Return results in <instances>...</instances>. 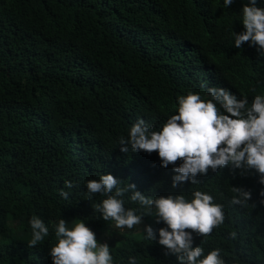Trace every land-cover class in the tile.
<instances>
[{
  "label": "trees",
  "instance_id": "16d2710c",
  "mask_svg": "<svg viewBox=\"0 0 264 264\" xmlns=\"http://www.w3.org/2000/svg\"><path fill=\"white\" fill-rule=\"evenodd\" d=\"M248 0H0V264H52L60 219L71 230L84 222L99 243L103 221L86 184L111 174L149 198L201 191L223 205L225 219L207 237L193 233L204 255L219 249L224 264H264V205L259 174L232 165L172 187L173 167L158 153L120 151L139 119L159 131L178 115L190 92L208 100L224 88L251 106L264 95V56L248 43L235 48ZM264 8V0H257ZM65 181L76 187L65 188ZM233 187L250 190L247 207L233 205ZM69 191L67 200L60 191ZM115 191V190H114ZM123 196L125 208L145 213L157 239L138 233L107 241L113 264H178L158 244L147 209ZM256 204V207L252 205ZM41 218L49 235L35 247L29 224ZM9 223L14 224L11 228ZM233 234H235L233 236ZM203 241V242H202Z\"/></svg>",
  "mask_w": 264,
  "mask_h": 264
},
{
  "label": "clouds",
  "instance_id": "9594fccd",
  "mask_svg": "<svg viewBox=\"0 0 264 264\" xmlns=\"http://www.w3.org/2000/svg\"><path fill=\"white\" fill-rule=\"evenodd\" d=\"M223 3L224 7H231L234 0ZM256 5L257 0H248L242 7L244 31L234 33V46L240 49L248 43L264 56V8ZM208 94V100L191 92L180 96L178 115L171 116L159 131L139 119L130 127L128 137L119 139L120 151L127 153L130 146L132 152H156L163 168L182 161L180 166L173 167L177 173L172 177L173 188L185 182L196 184L199 182L196 178L206 176L209 169L216 172L229 164L233 169H241V175L254 170L259 174V183L264 185V95H256L248 107L247 98L237 99L224 88H208ZM119 184L120 180L111 174L86 184L90 196L99 193L106 197L95 205L103 221L111 220L117 229L129 230L142 224L145 213L137 215V209L124 206L123 196L131 191L132 202L147 209L148 216L154 210L155 222L167 226L158 231V244L166 249V256H175L178 264H224L219 249L204 255L202 247H193V233L207 237L225 219L223 205L215 203L211 195L195 191L190 202L183 194L149 198L137 191L135 184L128 183L126 187ZM74 187L73 182L65 181V188ZM232 191L235 195L231 203L247 207L252 200L251 191L241 187H233ZM59 194L67 200L70 192L61 190ZM259 195L262 197L259 203L264 205V190ZM29 224L32 232L29 247H35L49 235V228L37 216H32ZM143 231L145 239H157L151 226ZM55 236L58 243L48 253L52 264H113L109 245L99 243L95 232L82 221L70 230L67 221L60 219ZM129 264H135V257L129 258Z\"/></svg>",
  "mask_w": 264,
  "mask_h": 264
},
{
  "label": "rangeland",
  "instance_id": "374dc122",
  "mask_svg": "<svg viewBox=\"0 0 264 264\" xmlns=\"http://www.w3.org/2000/svg\"><path fill=\"white\" fill-rule=\"evenodd\" d=\"M9 225L11 228L15 227L14 224H12V223H9ZM143 226H144V223L142 222L141 225H137L133 229L129 230L127 228L117 229L115 227V224H113L109 230L108 235H107L108 240H102L101 243H107V241H118V240H120L121 236L129 235L131 233H133V234L138 233L142 230Z\"/></svg>",
  "mask_w": 264,
  "mask_h": 264
}]
</instances>
